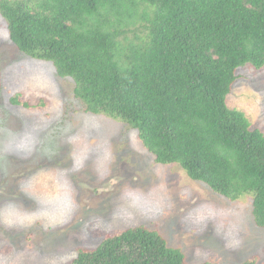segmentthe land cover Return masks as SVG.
Segmentation results:
<instances>
[{
    "label": "trees",
    "instance_id": "obj_1",
    "mask_svg": "<svg viewBox=\"0 0 264 264\" xmlns=\"http://www.w3.org/2000/svg\"><path fill=\"white\" fill-rule=\"evenodd\" d=\"M0 15L23 54L74 82L87 112L130 126L156 163L228 200L251 197L264 228V133L227 104L238 70L264 68V0H0ZM68 264L188 263L138 226Z\"/></svg>",
    "mask_w": 264,
    "mask_h": 264
},
{
    "label": "rangeland",
    "instance_id": "obj_2",
    "mask_svg": "<svg viewBox=\"0 0 264 264\" xmlns=\"http://www.w3.org/2000/svg\"><path fill=\"white\" fill-rule=\"evenodd\" d=\"M237 74L227 104L264 133V68ZM138 226L188 264H264L251 197L228 200L156 163L135 130L87 112L72 80L23 54L0 15V264H68Z\"/></svg>",
    "mask_w": 264,
    "mask_h": 264
}]
</instances>
